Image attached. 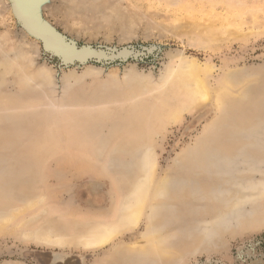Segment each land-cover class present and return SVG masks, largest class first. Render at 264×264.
I'll list each match as a JSON object with an SVG mask.
<instances>
[{"label": "rangeland", "instance_id": "374dc122", "mask_svg": "<svg viewBox=\"0 0 264 264\" xmlns=\"http://www.w3.org/2000/svg\"><path fill=\"white\" fill-rule=\"evenodd\" d=\"M16 2L38 26L35 0ZM37 13L73 58L0 0V264H264V175L237 170L254 188L238 192L213 169L264 162L245 139L264 134V0H38ZM180 60L207 69L219 100L185 104ZM142 182L139 219L120 224ZM236 199L253 206L224 222Z\"/></svg>", "mask_w": 264, "mask_h": 264}, {"label": "bare ground", "instance_id": "6f19581e", "mask_svg": "<svg viewBox=\"0 0 264 264\" xmlns=\"http://www.w3.org/2000/svg\"><path fill=\"white\" fill-rule=\"evenodd\" d=\"M13 1L16 2V0ZM33 10H34V6H33ZM196 64L193 62H188L187 60H180V64L177 70H174V72L171 73L173 75L171 79L172 84L175 83L184 84L183 96H187V101H185V104L187 106L203 104L207 102L209 98H211V96L215 100H219V98L222 96V93H220L219 91L210 92V90L208 89L205 83V76L207 74V69L205 68L201 69ZM176 117H177L176 110L170 111L169 114L165 116L166 120H171V119L173 120ZM146 188H147V184L145 185L143 182L138 183L134 188H132V192L130 193V195L123 200L124 203L122 208L125 212L122 215L121 219L119 220L120 224H124V222L126 221L130 223L131 222L135 223L139 219L142 212L143 202L147 197ZM130 202L131 204H129ZM114 225H111L112 227L103 226L99 229L90 228V230L88 231V237L85 238L86 244L90 246H97L105 243L112 236V234L115 233V231H117L115 230L116 228H113ZM63 239L57 238L56 240L52 241V243H55L57 245H63L66 242ZM56 255H54V257ZM60 257L61 255L55 257L54 260L55 261L56 259L59 260Z\"/></svg>", "mask_w": 264, "mask_h": 264}, {"label": "water", "instance_id": "95a60500", "mask_svg": "<svg viewBox=\"0 0 264 264\" xmlns=\"http://www.w3.org/2000/svg\"><path fill=\"white\" fill-rule=\"evenodd\" d=\"M12 5L15 9V14L19 19H22L25 22V27L26 29L32 33L33 35H35L37 38H39L42 42L45 48L50 49L52 51H54L55 53H59L64 60L66 61H70L72 60V56H67L65 54H63L62 50H60L57 47H54L52 45H50L47 42V39L51 40V37H54V33L53 31L47 26L45 25L43 22H41V20L39 19V15L37 13V3L38 0H35L34 3V18L36 23L38 24L39 27H41L42 29H40L36 24L34 25L33 21L32 23L29 22L18 10V7L16 5V2H14L13 0H11ZM41 25V26H40ZM75 52V51H72ZM75 57V56H74ZM246 140L249 141V144H251V146H254L255 144L259 145V147H264V134L262 130H258V131H254V132H250L249 134L246 135ZM218 158H216L215 156L213 157V159H211L212 162H214L215 160H217ZM254 161L251 160V162L248 164L246 161H240L239 157L237 159H234L233 162H231V164H229L226 167H223L222 165L219 164H215L213 169L214 171H216L220 177H221V182L218 184L220 186H218L219 189H234L237 190L238 192H243L246 189L252 190L254 191L253 187H246L245 183L242 181L243 179H239L237 177V173L236 171L239 169H243L245 168V166L250 165V171H252V173L254 174H261L264 175V162H259L255 159H253ZM218 197L222 196L221 194L217 195ZM238 200L237 204H236V211H227L223 216V220L225 221H229L231 219H233L234 216H238L242 214V210L244 208V206L251 202V201H242L241 199H236ZM251 207L253 206V203L251 202Z\"/></svg>", "mask_w": 264, "mask_h": 264}]
</instances>
